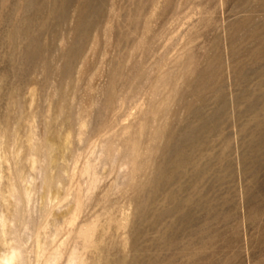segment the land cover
<instances>
[{"label": "rangeland", "instance_id": "1", "mask_svg": "<svg viewBox=\"0 0 264 264\" xmlns=\"http://www.w3.org/2000/svg\"><path fill=\"white\" fill-rule=\"evenodd\" d=\"M0 264H264V0H0Z\"/></svg>", "mask_w": 264, "mask_h": 264}]
</instances>
